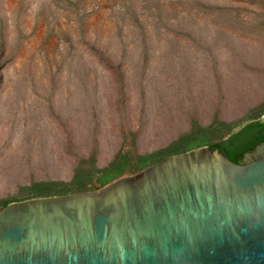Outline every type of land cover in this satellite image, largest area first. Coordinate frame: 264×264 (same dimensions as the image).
I'll use <instances>...</instances> for the list:
<instances>
[{
	"label": "rangeland",
	"instance_id": "rangeland-1",
	"mask_svg": "<svg viewBox=\"0 0 264 264\" xmlns=\"http://www.w3.org/2000/svg\"><path fill=\"white\" fill-rule=\"evenodd\" d=\"M262 105L264 0H0V200Z\"/></svg>",
	"mask_w": 264,
	"mask_h": 264
},
{
	"label": "water",
	"instance_id": "water-1",
	"mask_svg": "<svg viewBox=\"0 0 264 264\" xmlns=\"http://www.w3.org/2000/svg\"><path fill=\"white\" fill-rule=\"evenodd\" d=\"M0 264H264V141L0 207Z\"/></svg>",
	"mask_w": 264,
	"mask_h": 264
},
{
	"label": "trees",
	"instance_id": "trees-1",
	"mask_svg": "<svg viewBox=\"0 0 264 264\" xmlns=\"http://www.w3.org/2000/svg\"><path fill=\"white\" fill-rule=\"evenodd\" d=\"M263 113L264 105L260 108L255 119L251 121L245 129L239 132H231L229 130L226 140L211 142L210 139H212L211 136L215 131V128H212L210 125L196 129V125H194L188 134L181 136L177 141L171 143L164 149L144 155H138L133 159L127 155L117 154L108 166L98 171V177H96L95 181L92 180L94 173H85L77 170L74 179L68 184L49 182L32 185L29 189V194L31 196L28 198L95 190L124 174L138 172L146 166L160 161L172 154L188 151L203 145H208L212 149H219L227 158L235 162L244 152L253 149L255 145L264 141V119H261ZM224 125L225 124H222V127ZM249 129H252L253 132L248 138L243 139V137H241L242 133H246L245 131H248ZM239 138L240 141H237ZM88 182L92 183L91 187H87ZM12 201L0 200V207L5 206Z\"/></svg>",
	"mask_w": 264,
	"mask_h": 264
}]
</instances>
